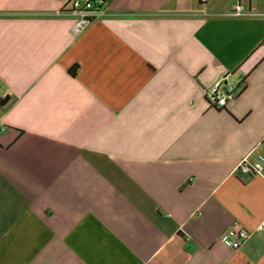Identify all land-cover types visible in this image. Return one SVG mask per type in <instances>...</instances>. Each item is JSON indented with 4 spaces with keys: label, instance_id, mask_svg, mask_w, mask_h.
<instances>
[{
    "label": "crops",
    "instance_id": "crops-1",
    "mask_svg": "<svg viewBox=\"0 0 264 264\" xmlns=\"http://www.w3.org/2000/svg\"><path fill=\"white\" fill-rule=\"evenodd\" d=\"M105 1L0 0V264H264V0Z\"/></svg>",
    "mask_w": 264,
    "mask_h": 264
},
{
    "label": "built area",
    "instance_id": "built-area-1",
    "mask_svg": "<svg viewBox=\"0 0 264 264\" xmlns=\"http://www.w3.org/2000/svg\"><path fill=\"white\" fill-rule=\"evenodd\" d=\"M71 9L77 15L73 24L72 32L75 35L81 34L87 26L102 15L105 0H71ZM243 14V6L236 5L234 13ZM250 14H255L250 11ZM246 82L240 83L230 81L225 76L210 86L206 92V99L209 104L218 109H226L232 106L242 94ZM264 143V140H263ZM236 171L245 176H262L264 178V155L245 157L237 165ZM264 235V220L255 229ZM252 231L247 228L231 229L222 236L225 245L232 249H238L251 235Z\"/></svg>",
    "mask_w": 264,
    "mask_h": 264
},
{
    "label": "trees",
    "instance_id": "trees-1",
    "mask_svg": "<svg viewBox=\"0 0 264 264\" xmlns=\"http://www.w3.org/2000/svg\"><path fill=\"white\" fill-rule=\"evenodd\" d=\"M8 99H9L8 96L0 97V104L4 105L8 101Z\"/></svg>",
    "mask_w": 264,
    "mask_h": 264
}]
</instances>
